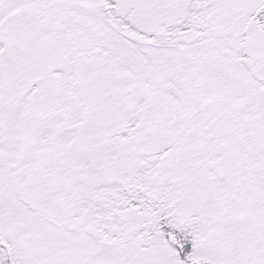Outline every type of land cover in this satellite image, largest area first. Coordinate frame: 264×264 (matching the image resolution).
Listing matches in <instances>:
<instances>
[{
	"label": "snow or ice",
	"instance_id": "obj_1",
	"mask_svg": "<svg viewBox=\"0 0 264 264\" xmlns=\"http://www.w3.org/2000/svg\"><path fill=\"white\" fill-rule=\"evenodd\" d=\"M0 264H264V0H0Z\"/></svg>",
	"mask_w": 264,
	"mask_h": 264
}]
</instances>
